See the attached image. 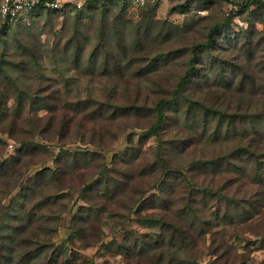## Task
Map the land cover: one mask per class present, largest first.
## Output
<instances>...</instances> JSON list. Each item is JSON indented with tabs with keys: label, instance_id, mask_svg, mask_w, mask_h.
<instances>
[{
	"label": "trees",
	"instance_id": "trees-1",
	"mask_svg": "<svg viewBox=\"0 0 264 264\" xmlns=\"http://www.w3.org/2000/svg\"><path fill=\"white\" fill-rule=\"evenodd\" d=\"M190 1L185 5L190 6L193 0ZM231 1L236 8L212 19L200 36L167 50L162 44L183 30L167 20H155L159 0L141 5L142 15L135 23L126 15L128 0H84L80 7L65 3L60 9L40 4L32 9L30 13L39 10L73 14L74 25L62 49L64 59L71 57L75 72L90 80L98 78L103 84V99L91 93L90 97L81 98L77 93L71 95L68 86L63 89L50 81L43 83L42 79H48L39 57L20 37L16 41L22 50H30L29 58H8V45L2 34L19 21L0 25V85L3 79L13 86L11 92L0 89V135L20 142L14 156L0 158V264H89L80 259V251L91 245L121 256L122 264H201L190 251L198 247L203 234L213 233L208 225L233 222V214L251 218L257 199H251V194L248 197L231 194L227 187L237 172L239 182L244 185L263 181V187L258 189L263 203L264 0ZM252 12L256 15L250 18ZM236 15H244L246 28L235 24ZM84 17L94 19L96 24L95 39L88 48L90 35L81 28ZM257 21L263 24L261 30L256 27ZM153 47L155 54L151 51ZM60 48L57 45L54 52ZM143 59L147 61L143 63ZM26 66L37 69L38 75H29ZM31 75V82L39 86L34 91L28 84L20 86ZM63 79L68 83L71 78L65 75ZM131 85H135L132 98L126 93ZM10 98L13 103H9ZM42 108L46 112L39 115ZM119 118L130 121L132 126L142 120V127L156 138L154 159L147 170H157L150 186L160 189V193L146 195L137 182L140 176L135 169L137 164L133 163L132 171L123 169L121 178L111 174L102 150L109 147L111 137L126 130L117 122ZM79 127L101 150L71 152L64 147V139ZM172 130L173 135L166 141L164 133ZM36 136L46 141L57 140L59 152L54 156L55 166L36 170L33 182H28L25 188L23 168L40 162L30 159L37 155L40 146ZM131 138L130 134L128 139ZM229 141L236 142V146L217 158L198 155L186 164L174 162L173 147L180 146L183 151L192 144L204 149L210 143ZM6 145L0 136V150ZM82 153L83 158H78ZM70 154L75 155L72 162L66 161ZM89 154L93 160L85 162L84 157ZM138 161L136 157L134 162ZM198 170L212 174L213 182L220 175L227 181L213 185L206 178L198 180L195 176ZM250 176L253 181L247 182ZM174 177L182 184L175 195L176 199L181 198L179 206L163 204V190ZM82 184L87 203L73 214L70 234L55 243L53 235L66 206L59 200L61 192ZM16 187H20L19 206L5 204L3 198ZM128 188L133 193L127 192ZM91 189L95 196H91ZM35 190L39 196L30 200L29 193ZM99 192L103 198L98 196ZM147 204L154 209L146 211ZM205 206H212L209 216L202 209ZM105 212L118 221V231L107 241L101 216ZM133 220L148 228L149 234L138 236L124 227ZM214 232L213 237L217 238ZM236 235L239 236L237 232ZM222 248L223 264H233L232 254L230 257L225 245ZM235 259L236 264L246 262L242 253L236 254Z\"/></svg>",
	"mask_w": 264,
	"mask_h": 264
},
{
	"label": "rangeland",
	"instance_id": "rangeland-1",
	"mask_svg": "<svg viewBox=\"0 0 264 264\" xmlns=\"http://www.w3.org/2000/svg\"><path fill=\"white\" fill-rule=\"evenodd\" d=\"M63 5L65 3L75 4L82 3L84 0H62ZM146 1L148 3H152L155 0H128V6L126 8L127 17L133 22H137L140 20L143 7L141 5L145 4ZM188 0H159L158 6L155 9L154 18L157 21L167 20L168 22L174 23L178 26V29H182L183 32L180 34L174 35V39L170 42H165L162 44V48L165 50L172 48L173 46L178 45H186L191 39H195L201 31L205 28L206 24L209 23L212 19L217 18L223 14H227L228 11L232 8H236V5L231 0H218L215 2H202L201 0H197L199 3L196 4V0H192L189 5H185ZM121 2V0H119ZM1 3V0H0ZM146 3V4H148ZM145 4V5H146ZM204 4V5H202ZM119 5V4H118ZM116 5L113 7L115 9ZM117 9V8H116ZM115 9V10H116ZM256 14L249 13V17L252 18ZM235 24L243 26L246 28L248 23L245 21L243 16H234ZM81 28L87 33L89 36L88 46L90 47L93 44L95 39L94 28L96 26L94 19H88V17H84L81 23ZM160 24V23H159ZM234 24V30L237 31L238 27ZM74 25L73 22V14L57 11H34L25 16V18L18 22V24L9 27V29L4 32L3 38L6 39L8 50L7 57H11L13 60H17V58H29L30 50H22L19 48V43L16 41L17 37H20L25 40V43L29 45V47L33 48L39 57L40 64L42 67V72L44 76L48 79H42L43 83L51 82L54 86H58L63 88L68 86L71 88L69 93L74 94L77 93L81 98L90 97V93L94 95H99L100 98H104L102 88L103 84L98 80V78L89 79L88 76H84L80 72H75L72 67L74 65L73 61H71V57H68V60H65V56L63 54V45L70 35V28ZM80 25V24H79ZM256 27L261 30L263 27L262 22L257 21ZM14 30L16 32L14 33ZM59 45L60 50L54 49ZM1 45H0V55H1ZM87 51V50H86ZM85 51V52H86ZM154 54L156 52V48L153 47L151 50ZM86 54V53H85ZM8 57V58H9ZM30 60V59H29ZM145 63L147 59H143ZM67 61V62H66ZM6 66L9 64L5 63ZM27 70L30 74H37L38 70H31L29 66H26ZM16 73V72H15ZM32 75L29 79L25 78L20 84V86L27 85L31 88V91H34L36 87H39L37 84L31 82ZM70 76V80L68 83H64V76ZM2 79V83L0 85V89L11 92L13 86L7 81ZM47 82V83H48ZM147 82L145 83V85ZM44 85V84H42ZM50 85V84H49ZM144 85V86H145ZM52 86V87H54ZM133 86L131 85L126 92L129 97H133ZM120 91V88L118 89ZM120 94V93H119ZM69 95V98L72 96ZM9 103H13L12 98L9 99ZM46 112V109L42 108L38 111L39 115H43ZM123 118H119L117 122H119L121 127H126V130L123 132H118L117 137H111L109 141V147L102 150L103 154H105V161L108 163V168L111 170L112 175H117L121 178V172L123 169H129L132 171L133 163L136 165V171L140 173L139 178H137V182H140V186L143 191L148 195L151 193H160V189L152 188L150 186L155 172H148L147 167H150L151 160L154 159L153 155V147L156 145L157 140L154 136L150 135L146 128L142 127L143 123L136 122V126H132L130 121H123ZM123 121V122H122ZM122 122V123H121ZM140 123V124H139ZM78 131L75 129L72 130L64 139V147L69 151L74 152L77 150H101L95 144L90 142L91 138L88 136V133H83L82 128ZM188 130V129H187ZM190 135H194L193 130H189ZM131 134V139H128V136ZM173 135V130L164 133L166 138L171 137ZM3 139H5L7 145L4 149L0 150V158L1 159H9L15 155L16 151L20 148V142L8 138L6 135H0ZM36 141L40 142V146L37 147L36 156H32L30 159L32 161H40L37 166H33L32 164H28L24 169L25 173L22 178V182L24 187L33 182L32 177L36 170L42 168L43 166L54 167V156L59 152L60 143L57 140L46 141L41 139L39 136H36ZM220 141V140H219ZM206 141L205 143H207ZM62 144V143H61ZM211 146L205 145L204 149L196 148L194 145H187L185 150H181L173 147V158L174 162H178L181 164H186L191 161L193 158L199 156L206 157H218L220 154L231 151L235 146L236 142H226L223 144L210 143ZM171 146V143L168 144ZM204 152V153H202ZM202 153V154H201ZM70 157V158H69ZM75 155L70 154L66 156V161L72 162ZM139 157L138 162H134L135 158ZM78 158H83V153L78 155ZM93 158L89 154V157H84L85 162H92ZM212 167V166H211ZM196 171V170H195ZM199 172V173H198ZM195 174L196 178L203 179L206 178L207 181H210L213 185H216L219 182L227 181L226 178L219 176V174H215L217 179L215 182L212 180V174H203L202 171L198 170ZM70 174V173H69ZM208 175V176H207ZM224 175V174H223ZM238 172L232 178V180L228 181V191L236 193V195H240L242 197L247 194H251L253 197L251 199H257L258 205L252 208L251 218L248 220L240 217H236L234 215V221L227 220L224 222L218 221V225H208L213 230L211 234H203L199 239L198 247L190 251L192 256H196V261L201 264H205L207 262H214V264H223L224 258L222 255V246H226V250H228V254L231 257L233 264L238 263L236 261V254L239 255L242 253L243 257L246 259L244 264H264V200L261 203V196L258 195L259 187H263V181L261 184H242L239 182ZM136 177V176H135ZM144 177V178H143ZM237 177V178H235ZM251 178H247L246 181H253ZM170 184H167L163 190V204H177L181 205V198L176 199V194L179 193L180 189H182V184L178 182V178H172ZM87 183L93 184V181H89ZM83 184L79 186V188L71 189L66 192L64 190L61 192L62 194L59 197L60 201H64L66 203L65 210H61L60 221L58 224V230L53 235V240L55 243L61 242L64 238L70 234L71 229L70 225L73 221V214L76 212L77 208L81 205H85L87 202L84 200L85 192L82 189ZM127 192L133 193L132 188H128ZM20 193V187H16L10 194H8L5 198H3V202L5 204L11 203V205L17 204V198ZM91 196H95L92 189L90 190ZM21 196V195H20ZM37 190L34 193H29L30 200L35 197H38ZM98 196L103 198L102 192L98 193ZM261 204V205H260ZM19 206V204H17ZM153 205L147 204L146 211H151L154 208L151 207ZM160 206V204H159ZM164 206H162L163 208ZM165 209V208H163ZM206 212V216L210 215L211 207L202 208ZM261 211L260 213H257ZM232 212V211H231ZM257 213V214H256ZM103 218V227H104V239L105 241L110 239V236L118 231V221L115 218H110V214L103 213L101 214ZM126 229H130L134 231L138 236L149 234V229L141 226L135 220L126 222L124 224ZM203 230V228H201ZM210 229V228H208ZM217 238H214L215 234ZM236 232L239 236L236 235ZM118 235V234H117ZM262 235V236H260ZM263 240V241H262ZM226 242V244H224ZM228 243V244H227ZM191 255H188L189 257ZM80 259L87 260L89 264H122L123 259L119 255H115L112 252L107 251V249L101 248L99 245H91L80 251ZM236 262H235V261ZM176 264V263H175Z\"/></svg>",
	"mask_w": 264,
	"mask_h": 264
},
{
	"label": "built area",
	"instance_id": "built-area-1",
	"mask_svg": "<svg viewBox=\"0 0 264 264\" xmlns=\"http://www.w3.org/2000/svg\"><path fill=\"white\" fill-rule=\"evenodd\" d=\"M49 9H60L62 0H1L0 3V25L7 22L21 21L38 5ZM82 3H77L80 7Z\"/></svg>",
	"mask_w": 264,
	"mask_h": 264
}]
</instances>
